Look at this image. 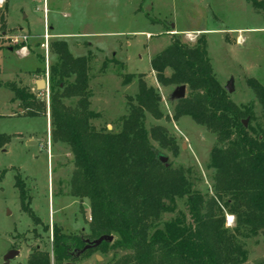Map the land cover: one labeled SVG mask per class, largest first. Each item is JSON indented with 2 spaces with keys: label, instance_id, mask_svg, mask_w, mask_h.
<instances>
[{
  "label": "rangeland",
  "instance_id": "1",
  "mask_svg": "<svg viewBox=\"0 0 264 264\" xmlns=\"http://www.w3.org/2000/svg\"><path fill=\"white\" fill-rule=\"evenodd\" d=\"M171 25L181 31H196L191 36L172 33ZM54 31L67 35L73 56H88L89 108L100 114L91 123L99 131L122 130L123 118L130 112L128 103L135 102L138 93L139 74L155 88L162 97V117L145 114L144 127L153 135L150 143L163 164L183 169L192 189L207 199L215 194L211 152L222 145L216 134L190 116L174 117L177 100L171 95L183 84L162 85L151 59L175 37L191 44L205 37L221 86L233 78L235 92L227 91L229 97L253 113L250 122L244 118L248 125L255 130L264 128L263 107L250 87L255 78L264 86V6L255 7L249 0H7L0 6V81L16 82L48 104L46 115L26 116L21 101L12 102L13 92L0 86V140L9 138L0 144V264H27L37 251L48 252L50 264H130L124 259L132 251L113 246L119 238L117 232L111 233L114 239L107 246L75 260L68 257L58 262L54 257V226L67 237L97 239L90 229V199L71 195L76 168L73 149L62 139H52L50 85L58 81L67 85L75 79L74 73L68 79L61 77L60 48L52 45L58 40H45V34ZM12 36H19L18 41ZM128 73L134 78L124 84ZM171 73L172 69L165 71L166 76ZM39 79H46L49 98L46 90L37 87ZM186 92L188 96V86ZM78 100L62 99L70 108H78ZM157 136H166L172 148L163 146ZM18 173L25 182L24 203L40 218V224L21 207L15 185ZM179 212L191 223L187 196L178 198L177 211L162 213L159 222L169 221ZM225 216V226L235 229L237 216L229 211ZM238 240L248 251L243 264L264 263V230ZM10 250L20 254L7 261L5 255Z\"/></svg>",
  "mask_w": 264,
  "mask_h": 264
},
{
  "label": "trees",
  "instance_id": "2",
  "mask_svg": "<svg viewBox=\"0 0 264 264\" xmlns=\"http://www.w3.org/2000/svg\"><path fill=\"white\" fill-rule=\"evenodd\" d=\"M249 1L255 7L264 6L260 0ZM171 42L151 59L152 70L164 86L183 84L189 88L188 96L176 102L174 117L190 116L216 134L222 145L211 152L216 176L214 195L206 199L192 189L183 169H171L158 159L144 118L146 112L154 118L162 117V97L142 74L135 102L128 103L130 112L123 118L122 130L104 132L94 127L91 120L100 114L89 108L88 56H73L63 40L52 44L60 48L61 77L68 79L74 73L75 79L67 85L63 81L50 85L52 139H62L73 149L76 168L71 195L90 199L92 235L98 238L117 232L119 238L113 246L132 251L125 255L124 262L243 264L248 251L238 237L264 230V128L255 130L244 125V118L250 122L253 113L238 107L214 75L205 37H199L195 44L178 37ZM167 69H172L170 76L165 75ZM133 78L128 73L123 83ZM0 86L13 92L12 102L21 101L26 116L47 114V102L28 88L11 81H0ZM250 87L264 111V86L255 78L250 80ZM71 97H79L78 108L63 103V98ZM157 138L163 146H171L166 136ZM8 140H0V144ZM15 185L20 191L21 207L35 224H40V218L24 203L25 182L20 173ZM185 196L191 223L179 212L161 224L162 213L177 211V199ZM226 211L237 216L233 230L225 226ZM53 236L58 262L68 257L75 260L109 243L102 242L77 256L89 239L67 237L58 226H54ZM27 264H50L49 253L37 251Z\"/></svg>",
  "mask_w": 264,
  "mask_h": 264
},
{
  "label": "water",
  "instance_id": "3",
  "mask_svg": "<svg viewBox=\"0 0 264 264\" xmlns=\"http://www.w3.org/2000/svg\"><path fill=\"white\" fill-rule=\"evenodd\" d=\"M37 87L40 90H46L48 87V83L46 81V79H39L36 81ZM225 90L228 91V93H234V79H230L228 81V83L225 85ZM186 85H180L178 86L173 94L171 95V98L173 100H180V99H184L186 97ZM244 125L247 124V120H243ZM114 239L113 235L108 234V235H103L97 239L94 240H87V245L83 250L77 251L76 255L79 256L81 253H83L85 250L91 248V247H98L102 242H108V241H112ZM20 254L19 250H10L6 255H5V260L10 261V259L14 258L16 255ZM98 259H100V257H97ZM67 264H74L72 262H68Z\"/></svg>",
  "mask_w": 264,
  "mask_h": 264
},
{
  "label": "crops",
  "instance_id": "4",
  "mask_svg": "<svg viewBox=\"0 0 264 264\" xmlns=\"http://www.w3.org/2000/svg\"><path fill=\"white\" fill-rule=\"evenodd\" d=\"M45 1V0H44ZM28 16H25V18H27ZM172 26V29L174 30V32L175 33H177V34H185V32H187V33H191V32H194V31H196V30H187V31H181V30H178L177 29V26H175V25H171ZM53 28V27H52ZM49 35H50V37L51 38H53V39H55V40H63V41H65L66 43H67V45H68V42L65 40V38H66V34L65 33H62V32H59V31H54V32H51V33H48ZM87 34V33H86ZM85 33L84 34H81V33H79V35H86ZM29 36H31V37H35L34 35H29ZM49 37V38H50ZM77 41H80V40H77ZM77 41L75 42V43H77ZM84 42H86V41H84ZM88 43V45H90V46H97V47H99V48H101L100 46H98V45H96V44H94V43H92V42H87ZM69 47H70V45H68ZM117 53V52H116ZM37 81V80H36Z\"/></svg>",
  "mask_w": 264,
  "mask_h": 264
},
{
  "label": "built area",
  "instance_id": "5",
  "mask_svg": "<svg viewBox=\"0 0 264 264\" xmlns=\"http://www.w3.org/2000/svg\"><path fill=\"white\" fill-rule=\"evenodd\" d=\"M6 1H7V0H0V6H3V5L6 3ZM172 33H175V32L172 31ZM191 34H192V33H187L186 35L191 36ZM26 37H27V36H25V38H26ZM49 37H50V35H49L48 33H46V34H45V40H46V42H48ZM12 39L15 40V41H18L19 36H12ZM42 46L46 47L47 44L44 43V44H42ZM24 49H25V48H24ZM46 93H47V94H46L47 97L49 98V88H48V87H47V89H46Z\"/></svg>",
  "mask_w": 264,
  "mask_h": 264
},
{
  "label": "snow or ice",
  "instance_id": "6",
  "mask_svg": "<svg viewBox=\"0 0 264 264\" xmlns=\"http://www.w3.org/2000/svg\"><path fill=\"white\" fill-rule=\"evenodd\" d=\"M231 220V218H229Z\"/></svg>",
  "mask_w": 264,
  "mask_h": 264
}]
</instances>
